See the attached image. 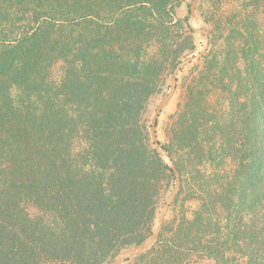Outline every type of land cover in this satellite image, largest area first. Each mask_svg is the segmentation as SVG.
Returning <instances> with one entry per match:
<instances>
[{
	"label": "trees",
	"instance_id": "16d2710c",
	"mask_svg": "<svg viewBox=\"0 0 264 264\" xmlns=\"http://www.w3.org/2000/svg\"><path fill=\"white\" fill-rule=\"evenodd\" d=\"M181 1L0 0V264H107L154 232L175 176L142 116L177 45L144 51L168 41ZM225 1L201 15L209 50L185 77L175 140L159 141L199 206L132 264H264V0ZM91 21L92 55L75 35Z\"/></svg>",
	"mask_w": 264,
	"mask_h": 264
},
{
	"label": "rangeland",
	"instance_id": "374dc122",
	"mask_svg": "<svg viewBox=\"0 0 264 264\" xmlns=\"http://www.w3.org/2000/svg\"><path fill=\"white\" fill-rule=\"evenodd\" d=\"M215 1L216 0H199L198 5H197V9H196V15H195V18L193 20V24L190 25L189 19H190L191 6H192L193 0H182L180 2V4H178L174 8V16L172 17L174 22L170 25L171 26V30H169L170 36H167V37H169V39H167L168 41L163 42L161 40L163 37V34H161V33H159L160 36L159 35H156V36L153 35V37L149 38L152 41L148 44V48H146V51H144V55H146L147 58H156L157 57V54L159 53V47L161 48V44L158 43L157 41H159L161 43H169V44L172 41H174L177 45V47H176L177 53H175L172 56L174 58V60H173L174 62H171L172 58L169 59L167 62H165L164 69L162 70V73H161L160 78H159V82L157 84V91L148 100L146 110L142 116L143 124H145L147 127H149L148 131L150 133V138H151V142L153 144V147H155V146H154V143L152 141V136H151V123H152V119H153V116L155 114V111H156L157 107L160 105V103L163 101V99L170 92V86H171V82H172V78H173V71H174L175 67L181 61H185V60L189 59L190 57L197 56L201 53V51L203 49L202 41H201L200 37L196 33H194L192 27L195 29H201L205 32L209 31V25H207V23H205V21L201 15L203 13H207L209 10L213 11L212 6L214 5ZM233 1H231V0L225 1V4L223 6V10L226 13H231V10H233V12L237 11L238 5L236 2H233ZM129 11H132V10H129ZM133 12L134 11H132L131 13L133 14ZM250 12L253 13L252 8H250ZM126 13H128V12L126 11ZM145 13H147L145 10L135 11L134 15L143 16ZM204 15H206V14H204ZM107 16H108L107 12H105V11L102 12V22L103 23H106V21H108ZM92 20H94V19H92ZM165 21H168V19H166ZM96 26H97L96 22H94V21H91L90 23H87V24H82L80 27H77L75 29V35L77 36L80 33L86 31L88 34L87 36L90 38L89 41H91L90 46L92 47V45H93L92 41L94 42L93 37L96 34L95 33V31H96L95 28H97ZM99 29L104 31L105 27H99ZM166 38H165V41H166ZM133 40H136V39H135V37L132 36L131 41H133ZM209 46H210V43H209ZM90 49H91V55H92L94 53L93 51H95L96 49L93 47ZM208 50H209V48H208ZM208 50H207V52H208ZM207 52H206V54H207ZM169 58H170V56H169ZM195 62L196 61H194L193 63H195ZM62 67H63V63L59 61L54 68L52 78L55 81V83H57V84H59L61 82V79L63 77ZM191 69H192V64L187 65L186 67H184L182 72L179 74L177 90H176V93L174 95V98L171 101V103L169 104V106L164 109V111L161 113V115L158 119V125L156 128V133H157L158 140L163 144H166V143L169 144L170 143V145H171L172 144L171 141L175 140L176 128H177L178 123L181 119V116L183 115V92H184V90L182 87H183V83L185 81V77H187L189 75ZM12 93H13V96H15V97H18V95H19V92L16 89H13ZM202 135L206 138L208 135L211 136V134H206V133H203ZM79 146H81V144H79ZM205 146L208 147V150H210L211 144H208V142H206ZM82 149H83V147L82 148L76 147L75 151L81 152ZM216 151L217 150H215L214 148L212 149V152L214 154L216 153ZM172 157L174 158L175 161H177L179 155L177 154V152H174V155H172ZM203 169L206 170L207 172L213 171V168L210 167L209 164L204 165ZM186 171L188 173L192 172L191 168H189V167ZM167 177L168 178H166V180L163 181V183H162L161 205L159 208L160 211H159L158 218L155 222V225L153 226V231H155L157 228L159 216L162 212V209H163L165 203L167 202L169 196L171 195V193L175 189V179H171L169 175H167ZM189 178L191 179L190 175H189ZM186 184L187 183H184V192L181 193L179 190L180 194H179V192L177 194V196L179 198V202L177 203V205L174 204L176 201V198H177V196H176L175 201L173 202L169 212L167 213L166 218L168 220H172L176 214L180 215L183 212L187 213L188 216H190L192 214V212L199 206V203L192 199L193 195H192L191 189H193V184L192 183L190 185H188V184L186 185ZM208 189H210V188L208 187L206 190H208ZM197 197H200V194L198 192H197ZM26 210H27L28 214L30 215V217H32V218H40L42 216L44 217V215H45L44 212L40 211L33 204H27ZM134 246H136V245H132L128 248H131ZM124 250H126V249H124ZM124 250H122V251H124ZM122 251H120L119 253H121ZM118 254L114 255L109 260V262L107 264H113L116 257L118 256ZM135 258L136 257L130 259L131 260L130 262H125L124 264H132L133 260Z\"/></svg>",
	"mask_w": 264,
	"mask_h": 264
},
{
	"label": "water",
	"instance_id": "95a60500",
	"mask_svg": "<svg viewBox=\"0 0 264 264\" xmlns=\"http://www.w3.org/2000/svg\"><path fill=\"white\" fill-rule=\"evenodd\" d=\"M198 1L199 0H193V2H192L190 19H189L190 25L193 24V20H194L195 15H196V9H197V5H198ZM192 29H193L194 33H196L200 37L202 44H203V49L199 55L194 56V57H190L189 59H187L185 61H181L175 67V69L173 71V78H172V82H171V86H170V92L163 99V101L160 103V105L157 107L155 114L153 116V119H152V123H151L152 141L154 143V146H155L157 153L159 154V157L172 170V172L175 176V189L171 193V195L169 196L167 202L165 203V205L162 209V212L159 216L158 225H157L156 230L150 236H148L142 243H140L139 245L128 248V249L122 251L121 253H119L113 264H124L128 260H130L134 257H137V256L141 255L142 253L146 252L147 250H149L151 247H153L156 244V242L158 241L160 234L163 230L166 215L169 212V210H170L173 202L175 201V198H176V196L180 190V187H181L180 172H179L177 166L175 165L174 161L170 157L169 153L164 150V148L161 144H159V140L157 138V133H156V128H157L158 119H159L161 113L164 111V109L166 107L169 106V104L171 103V101L174 98V95H175L176 90H177L179 74L182 72L184 67H186L187 65H190L194 61L202 59L205 56V54L209 48L210 39H209V36L207 35V33L201 29H195L193 27H192Z\"/></svg>",
	"mask_w": 264,
	"mask_h": 264
}]
</instances>
